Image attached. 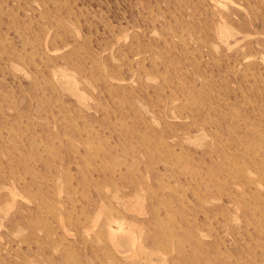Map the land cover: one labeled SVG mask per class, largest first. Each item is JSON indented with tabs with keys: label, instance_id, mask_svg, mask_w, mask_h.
I'll return each instance as SVG.
<instances>
[{
	"label": "rangeland",
	"instance_id": "rangeland-1",
	"mask_svg": "<svg viewBox=\"0 0 264 264\" xmlns=\"http://www.w3.org/2000/svg\"><path fill=\"white\" fill-rule=\"evenodd\" d=\"M0 264H264V0H0Z\"/></svg>",
	"mask_w": 264,
	"mask_h": 264
},
{
	"label": "bare ground",
	"instance_id": "bare-ground-1",
	"mask_svg": "<svg viewBox=\"0 0 264 264\" xmlns=\"http://www.w3.org/2000/svg\"><path fill=\"white\" fill-rule=\"evenodd\" d=\"M248 59V58H247ZM249 60V59H248ZM59 87V86H58ZM215 119V118H214ZM154 164V163H153ZM124 231V228L121 223H117L114 227L113 225L109 226V232L111 235H116L118 233H122ZM123 251V250H122ZM124 252V251H123Z\"/></svg>",
	"mask_w": 264,
	"mask_h": 264
}]
</instances>
